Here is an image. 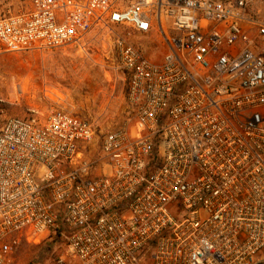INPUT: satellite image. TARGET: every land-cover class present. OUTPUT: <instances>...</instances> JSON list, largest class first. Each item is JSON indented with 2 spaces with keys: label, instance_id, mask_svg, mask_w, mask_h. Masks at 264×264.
Wrapping results in <instances>:
<instances>
[{
  "label": "built area",
  "instance_id": "obj_1",
  "mask_svg": "<svg viewBox=\"0 0 264 264\" xmlns=\"http://www.w3.org/2000/svg\"><path fill=\"white\" fill-rule=\"evenodd\" d=\"M93 30L114 37L123 117L3 121L0 264L24 243L51 264H264V0H20L0 54Z\"/></svg>",
  "mask_w": 264,
  "mask_h": 264
},
{
  "label": "rangeland",
  "instance_id": "obj_2",
  "mask_svg": "<svg viewBox=\"0 0 264 264\" xmlns=\"http://www.w3.org/2000/svg\"><path fill=\"white\" fill-rule=\"evenodd\" d=\"M19 2L0 0V14L17 8ZM113 41L107 30H93L81 48L71 45L0 54V127L6 118L33 111L44 114L56 107L83 115L104 128L121 119L127 82ZM146 53L157 57L161 50L151 43L146 45ZM54 253L46 244L24 243L11 264H51Z\"/></svg>",
  "mask_w": 264,
  "mask_h": 264
}]
</instances>
